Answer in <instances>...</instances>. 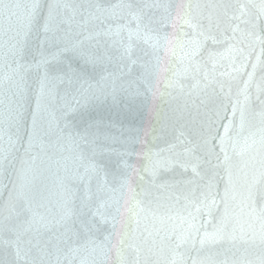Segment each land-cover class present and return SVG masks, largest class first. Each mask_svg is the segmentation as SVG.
<instances>
[{
	"label": "water",
	"instance_id": "1",
	"mask_svg": "<svg viewBox=\"0 0 264 264\" xmlns=\"http://www.w3.org/2000/svg\"><path fill=\"white\" fill-rule=\"evenodd\" d=\"M19 2L27 3L28 0H19ZM49 2L50 0H40L43 6L41 15L46 12ZM63 2L96 3L107 6L120 0H63ZM147 2L161 5L154 9L157 19H160L168 15L164 5L170 6L168 11L174 16L175 6L178 4L248 3L249 0H147ZM252 2L259 5L261 0H252ZM79 19L80 17L77 16V20ZM117 23H125L132 30L136 27V22L130 18L126 21L105 22L103 25L98 21H91L85 28H76L73 25L71 38L73 44L84 40L85 48L94 49L98 40L99 48L102 51L107 50L113 59L110 63L106 61L102 66L97 67L85 64L79 59L72 61L73 67L84 73V80L77 85L84 94L75 89L67 90L66 83L57 87L55 99L49 105L51 116L47 113L43 114L45 127L48 120L52 121V131L25 154L27 131L31 127V114L36 108L37 96L40 93V78L43 76V69L35 67L40 59L35 53L41 48L45 35L42 28L43 20L39 21V25L28 37L30 53L19 61L26 66L27 72L20 69L21 74L24 75L23 82H19V76L14 77L19 82L17 88L4 77L12 74L11 70L17 67L12 63L11 53L24 36L15 18L10 25L7 17L0 15V161L6 154L12 161L11 164L0 163V223H3L4 217L8 214L5 206L9 201L10 193L27 201L25 217L35 221L30 233L34 246L32 255L43 264H57V261L59 264H67L69 260L73 261V264H119L115 247L105 257L99 248L93 251L94 246L85 245L84 241L69 242L64 234V227L61 223H57L64 215L66 205L68 207H71L72 203L78 205L90 194L86 187L87 181L78 179L84 175L85 167L88 165L85 156L89 153L81 135L87 133L90 124L102 122L103 134L108 137L105 141L106 150L103 157L109 173L107 180L111 186L119 188L112 183V174L119 172L122 160L139 166L138 162L142 160L143 152L164 148L165 139L172 140L171 134L165 139H154L158 136V132L152 131L153 127L159 128L157 117L183 113L186 118L189 115L201 120L210 118L215 121V126L220 128L222 133L221 124H227L232 119L229 101L237 99L243 101L245 88L253 101L251 110L254 113L264 110V105L259 104L255 99L258 88L264 89V46L255 44L245 48L243 54H240L235 50L228 51L227 45H219L217 51L220 55L215 57L214 66L209 62L201 73L184 79L173 76L172 72L173 69L183 66L181 63L183 51L174 41L166 44L163 39L165 33L173 31L171 27L149 34L147 44L141 41L139 48H143L148 55H144L139 49H134L136 54L133 59L136 63L130 64L119 60V54L124 51L123 44L119 43V37L95 36L96 32L107 30L109 24L115 31ZM180 23L182 24V21ZM184 29L188 30L186 25ZM76 32L81 35H75ZM89 33L93 35V39L85 40ZM122 35L126 44L127 30ZM157 36H159V50L154 52L151 45L157 43ZM114 40L118 42L113 44ZM232 43L236 44L235 41ZM43 48L48 54L57 51L56 47L47 43L43 44ZM68 55L65 53L64 57ZM65 62H68L67 59ZM126 63H128L127 67L124 66ZM157 66L161 69L158 75ZM164 69L168 71H163ZM203 71L209 73V80L214 78L212 87L219 93L206 104L201 103L202 100H206L203 90L205 83ZM110 73L120 76L121 79L117 84L123 83L124 88L127 89V92L120 93L119 102L113 104L110 97L104 103L86 101L89 87L95 91L104 89L111 92L115 77L109 75ZM177 79L181 81L183 88L175 83ZM215 81L224 83L223 92H220ZM13 91L17 92L16 98H12ZM207 91L211 92V88ZM21 92L25 115L21 132L23 138L15 148H12L8 141L9 136L16 132L13 119L16 110L15 99H20ZM260 95L261 99H264V92ZM221 105H227V111ZM218 109L219 115L216 114ZM225 116L227 119H224ZM234 123L238 128L239 112ZM254 123L255 127L251 131L255 135L249 137V133L245 131L235 137V148L230 146L228 149L232 164L233 187L227 201L224 199V189L228 174L223 166L216 169L218 175L215 183L218 188L213 189L210 194L205 189L188 185L162 192L153 190L151 196H146L137 187L143 182L134 176L133 187L136 188V195L126 194V190H118L109 192L103 197L104 199L112 197L113 200L119 201L118 206H122V215L118 217L121 224L117 225V229L121 233H126L124 237L126 245H133L140 250L141 264H145V259L148 264H172L173 261H177L178 264L179 262L261 264L264 260V245L260 244L258 238L255 242L250 239L253 232H260L261 221L251 213L244 199L246 181H250L254 175L259 177L261 171H264L262 167L264 147L260 143L261 134L258 130L259 116L255 117ZM176 127L179 128V124ZM103 179L101 177L100 181L103 182ZM22 184L23 189L20 187ZM96 187L97 180L93 179V194L96 193ZM213 198L215 204H212ZM93 200L95 203L99 202L95 196ZM17 202L13 201V203ZM111 202L110 200L109 203ZM197 205L200 206L199 212L196 211ZM260 206L258 203L257 211ZM113 214H115L114 209ZM96 219L99 221V217ZM225 221L227 232L234 234L235 240L200 243L205 233H214ZM112 231L110 223L100 222L99 231L94 229L89 236L100 244L104 236ZM178 237H184L186 242L179 243ZM2 240L3 236L0 235V249L3 248ZM118 240L119 237L112 236L110 244L105 242L106 246H118ZM177 243L179 247H176ZM69 247L79 250L75 254H70ZM124 255L131 260L135 252L126 248Z\"/></svg>",
	"mask_w": 264,
	"mask_h": 264
},
{
	"label": "snow or ice",
	"instance_id": "2",
	"mask_svg": "<svg viewBox=\"0 0 264 264\" xmlns=\"http://www.w3.org/2000/svg\"><path fill=\"white\" fill-rule=\"evenodd\" d=\"M159 7L161 5L149 4L147 0H120L118 3L107 6L96 3L68 4L64 3L63 0H50L46 12L41 15L43 6L40 0H28L27 3H21L19 0H0V15L6 16L10 25L13 18H15L24 36V39L18 42V46H15L11 53L12 63L16 64L17 67L11 70L12 74L4 77L5 80L17 88H19V82L24 81V75L21 74L20 69L27 72L26 66L19 63V61L30 53L28 37L33 29L39 25V21L43 20L44 40L41 42V48L35 53L40 57L35 67L43 69V76L40 78V93L37 96L36 108L31 114V127L27 131L28 141L25 154L35 144L42 142L43 137L49 135L52 131V121L48 120L46 122L47 127H45L43 114L47 113L51 116L49 105L55 99L57 87L66 83L67 90L75 89L81 92L82 95L84 94L80 88H77V85H80L84 80V73L82 70L73 67L72 61L79 59L83 60L85 64H92L97 67L102 66L106 61L110 63L113 59L107 50L102 51L99 48L98 40L97 47L94 49L85 48L84 40L73 44L71 42L73 25L76 28H85L91 21H98L101 25L105 22L126 21L129 18L135 21V30L129 29L125 23H117L115 31L109 24L107 30L95 33L97 37L101 35L119 37V43L124 46V51L119 54V60L127 61L130 64L136 63V60L133 59L136 54L134 49H139L144 55H148L143 48H139L141 41L147 44L149 43V34L158 33L162 28L171 27L173 31L165 33L163 39L166 44H171L174 41L183 51L184 55L181 58L183 66L173 69L172 72L173 76L183 77L184 79L201 73L202 70L207 68L209 62H212L214 66L215 57L220 55L217 51L219 45H227L228 51L235 50L240 54H243L244 49L252 45L260 44L264 46V0H261L259 5L253 3L252 0H249L248 3L178 4L175 6L174 16L168 11L170 6L164 5L163 7L168 15L157 19L154 9ZM253 9H257V11H253ZM77 16L80 17L79 20H77ZM184 25L187 26V31L184 29ZM125 30H127L126 44H124L122 35ZM229 33L231 34L229 35ZM17 34L19 35V32ZM75 35H81V33L76 32ZM91 39H93V35L89 33L85 40ZM233 41L236 44H233ZM117 42L114 40L113 44ZM44 43L56 47L57 51L50 54L46 53L43 48ZM60 45H63V47ZM236 45H240V47H236ZM151 47L154 52L159 50V36H157V43L152 44ZM65 53L69 54L66 58L64 57ZM65 59H67V63ZM128 63L124 66L127 67ZM160 71L161 69L157 66V75ZM163 71H168V69ZM109 75L115 77L112 81L111 92L104 89L95 91L89 87L85 97L86 101L104 103L110 97L113 104L119 102L120 93L127 92V89L124 88L123 83L117 84V81L121 79L120 76H116L115 73ZM122 75L124 74L122 73ZM15 76H19V82L15 80ZM101 78L103 79V77ZM203 80L205 81L203 90L205 91L206 100H202L201 103L206 104L211 102L219 93L212 87L214 78L209 80L207 71H203ZM175 83L183 88V84L179 79ZM215 83L218 84L220 92H223L224 83L219 81H215ZM210 88L211 92L207 91ZM261 92H264V89L258 88L255 99L256 102L264 105V99H261L260 95ZM16 97L17 92L13 91L12 98ZM22 99L23 93L21 92L20 99H15L16 110L13 119L16 132L9 136L8 141L12 148H15V145L23 138L21 132L25 115L23 112L24 105L21 103ZM252 102L246 88L243 101L238 99L229 101L232 119L227 124H221L222 133L220 128L215 126V121L210 118L201 120L191 115L186 118L183 113L173 114L172 116L165 115L162 118L157 117L159 128L153 127L152 131L158 132V136L154 139H165L171 134L172 140L165 139L166 147L164 148L156 151L149 149L143 152L142 160L138 162L139 166L130 164L127 160H122V167H120L119 172L112 174V183L118 185L119 188L111 186L107 180L109 173L106 170L103 157L106 150L105 141L108 137L103 134L102 122L90 124L87 133L81 135V139L84 141L86 150L89 153L85 156L88 165L85 167L84 175L78 177L81 181H87L86 187L90 194L78 205L75 203H72L71 207L66 205L64 215L60 221H57L64 227L67 240L69 242L84 241L85 245H93V251L99 248L105 257L115 247L119 264H141L140 250L133 245H126L124 238L126 233H121L117 229V225L121 224L118 217L122 215V206H118L119 201L113 200L112 197L103 198L109 192L118 190H126V194L136 195V188L133 187L134 176L143 182L137 187L146 196H151L153 190L162 192L188 185L205 189L210 194L213 189L218 188L215 183V178L218 175L216 169L223 166L228 174V181L224 189V199L227 201L233 187L232 164L230 163L228 149L230 146L233 149L235 148V137L240 136L245 131L249 133V137L255 135L251 129L255 127L254 120L256 116L260 118V128L258 130L261 134L260 143L264 147V110L254 113L251 110ZM221 107L227 111V105H221ZM237 112H239L238 128L234 123ZM216 114L219 115V109ZM224 119H227V116ZM177 124H179V128L176 127ZM0 163L11 164L12 161L6 154ZM262 167H264V164H262ZM189 172L191 175H189ZM101 177L104 178L103 182L100 181ZM93 179L97 180L96 193L94 194L92 193ZM15 187L14 184V190ZM20 187L23 189L24 185L22 184ZM93 196L99 201L98 203L94 202ZM244 199L251 213L255 214L256 218L261 221L260 232H253L250 239L255 242L258 238L260 244L264 245V171H261L259 177L254 175L250 181H246ZM14 200L18 202L13 203ZM110 200L111 203H109ZM26 202L13 193L9 194V201L5 206V211L8 214L4 217L3 223H0V235L3 236L0 264H43L42 261L32 255L34 246L30 233L35 221L25 217ZM258 203L261 206L257 211ZM212 204H215L214 198ZM113 209L115 214H113ZM196 211H200L199 205H197ZM97 217H99V221L96 219ZM100 222L110 223L113 231L104 236L103 242L97 244L95 240L90 238L89 234L94 229L99 231ZM44 227H47V225H44ZM112 236L119 237L118 246L107 247L105 242L110 244ZM177 239L179 243L186 242L184 237H178ZM226 239L235 240L236 237L234 234L227 232L225 221L214 233H205L200 243L204 244L206 241L216 243ZM179 243L176 244V247H179ZM126 248L135 252V256L131 260L124 255ZM78 250V248L69 247L68 252L75 254ZM57 264H59V261H57ZM67 264H73V261L69 260ZM145 264H148L147 259H145ZM172 264H178V262L173 261ZM179 264H182V262H179ZM261 264H264V260L261 261Z\"/></svg>",
	"mask_w": 264,
	"mask_h": 264
}]
</instances>
